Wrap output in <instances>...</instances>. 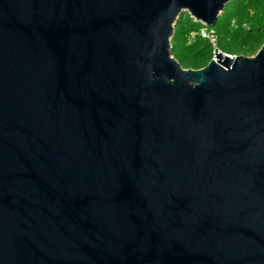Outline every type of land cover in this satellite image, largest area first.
Returning <instances> with one entry per match:
<instances>
[{
	"label": "water",
	"instance_id": "1",
	"mask_svg": "<svg viewBox=\"0 0 264 264\" xmlns=\"http://www.w3.org/2000/svg\"><path fill=\"white\" fill-rule=\"evenodd\" d=\"M231 0H0V264H264V43L184 68Z\"/></svg>",
	"mask_w": 264,
	"mask_h": 264
},
{
	"label": "trees",
	"instance_id": "2",
	"mask_svg": "<svg viewBox=\"0 0 264 264\" xmlns=\"http://www.w3.org/2000/svg\"><path fill=\"white\" fill-rule=\"evenodd\" d=\"M203 29L216 32L219 50L252 56L264 43V0H231L212 25L182 12L175 24L171 53L184 68L205 67L213 57V47L201 35Z\"/></svg>",
	"mask_w": 264,
	"mask_h": 264
},
{
	"label": "built area",
	"instance_id": "3",
	"mask_svg": "<svg viewBox=\"0 0 264 264\" xmlns=\"http://www.w3.org/2000/svg\"><path fill=\"white\" fill-rule=\"evenodd\" d=\"M201 35L210 42L214 51H215V49L218 50V48H217V39L218 38H217L216 32L213 29H203L201 31Z\"/></svg>",
	"mask_w": 264,
	"mask_h": 264
}]
</instances>
